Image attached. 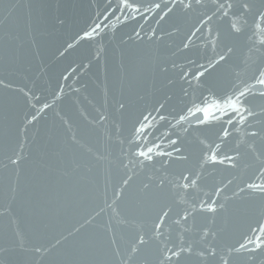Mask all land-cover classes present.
I'll list each match as a JSON object with an SVG mask.
<instances>
[{"label":"snow or ice","instance_id":"6c2138e0","mask_svg":"<svg viewBox=\"0 0 264 264\" xmlns=\"http://www.w3.org/2000/svg\"><path fill=\"white\" fill-rule=\"evenodd\" d=\"M90 8V22L56 51L59 57L80 51L77 66L61 73L65 81L94 66L104 69L102 98L89 100L92 112L78 109L73 118L55 111L69 95L63 84L49 103L31 87L13 89L0 79V87L18 93L23 105L0 160V219L9 244L0 252L18 250L22 264H264V106L257 111L249 100L264 98V0H96ZM148 13L158 17L157 25L195 15L172 53L186 65L157 64L164 74L169 63L179 69L180 90L189 97L179 111L169 110L171 96L149 104L145 95H116L107 86L116 23L147 22ZM180 32L176 27L165 35ZM126 36L120 45L161 39L143 24ZM240 46L247 48L245 65H255L247 79L230 63ZM222 81L226 87L217 94ZM67 87L73 95L81 92ZM49 110L60 123L49 135L48 150L30 158V133ZM53 172L74 180L82 193L78 205L85 210L66 226L33 220L38 214L23 198L29 186L23 177L46 180Z\"/></svg>","mask_w":264,"mask_h":264},{"label":"water","instance_id":"95a60500","mask_svg":"<svg viewBox=\"0 0 264 264\" xmlns=\"http://www.w3.org/2000/svg\"><path fill=\"white\" fill-rule=\"evenodd\" d=\"M95 2L96 0H0V79L11 81L13 89L31 87L37 95H41L42 99H46L49 103L53 100L50 93L58 92L57 85L63 84L65 92L69 95L65 96L62 102H57L55 111L61 114L67 113L73 118H78V109L92 112L89 100L98 103L102 98L104 69L94 66L87 71V74L79 77L71 76L65 81L61 78V73L67 69L65 74H68L72 67L77 66L81 58L80 51H72L71 55L59 57L56 49L73 33L86 27L90 22L92 11L90 5ZM147 15L149 17L147 22L138 20L116 23L117 40L109 45L107 51V86L116 95L121 91L125 95H131L133 99L137 93L145 95L149 104L154 99L163 100L166 96H171L172 99L168 102L169 110L174 108L179 111L189 100V97H185L180 90L183 81L175 75L179 69H172L169 63L170 71L164 74L159 71L157 64L164 60H176L177 64L186 65L182 56H173L172 53L180 36L195 22V15L179 16L174 21L161 22L159 25L155 23L158 17H154L152 13ZM57 17L64 19L65 23L59 25ZM140 24H143L149 33L152 28L157 29V35L161 39L149 42L145 37L144 43L128 42L127 45H120L119 38L127 39L126 34L131 33L133 28L139 30ZM161 27L164 32L160 31ZM176 27L181 29L179 35L174 34L171 38L165 35V32L175 33ZM196 43L202 45V40H197ZM247 55V48L240 46L230 62L233 66H239L237 71L241 72L242 79L250 77L255 69L251 61L247 66L245 65ZM185 70L187 71L188 68L186 67ZM192 71L195 69L193 68ZM234 78L233 75L228 76L229 80ZM169 79L174 80L175 83L169 84ZM74 80L79 82L74 84ZM82 84H86L87 87L83 88ZM98 84L100 87H97ZM193 84L195 85V81ZM67 85L81 88V92L73 95ZM184 87H187V84H184ZM225 87L226 84L222 81L214 91L220 94ZM204 94L208 95L207 92ZM199 95L198 90L195 96L199 97ZM76 99H79V104L74 103ZM249 100L257 111L264 106V98L260 96L250 97ZM143 106L144 102L137 105L138 108ZM22 117L23 105L19 94L0 87V160L3 159V148L8 135L14 136L15 125L20 123ZM59 123L54 111L49 110L46 117L30 133V139L35 136L28 148L31 153L30 158L38 159L42 152L48 150L49 135L56 132ZM40 175H47L46 170H41ZM2 176L3 172L0 171V178ZM23 179L29 185L23 193V198L30 201V211L38 214L33 216V220L60 221L64 222L60 226H66L74 223L83 214L85 207L78 205L82 193L75 186L74 180L62 178L57 172L51 173L50 178L46 180H38L37 177L31 179L23 177ZM33 185L39 187L34 188ZM0 203H3L2 199ZM13 211L19 212L17 204L13 205ZM254 212L258 214L259 207L255 208ZM23 227L22 220L21 228ZM0 247H9L4 238L2 219H0ZM23 260L24 256L18 250L0 252V264H22Z\"/></svg>","mask_w":264,"mask_h":264}]
</instances>
